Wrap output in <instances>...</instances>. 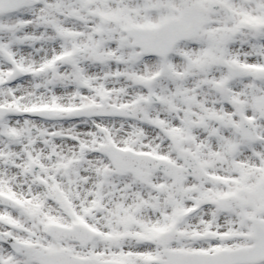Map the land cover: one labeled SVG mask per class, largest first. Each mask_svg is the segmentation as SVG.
<instances>
[{"label":"snow or ice","instance_id":"1","mask_svg":"<svg viewBox=\"0 0 264 264\" xmlns=\"http://www.w3.org/2000/svg\"><path fill=\"white\" fill-rule=\"evenodd\" d=\"M0 264H264V0H0Z\"/></svg>","mask_w":264,"mask_h":264}]
</instances>
